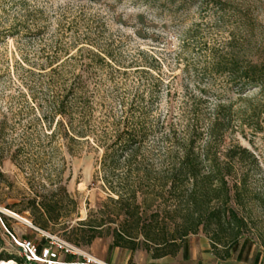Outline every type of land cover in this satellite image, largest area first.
I'll return each mask as SVG.
<instances>
[{
  "label": "trees",
  "instance_id": "1",
  "mask_svg": "<svg viewBox=\"0 0 264 264\" xmlns=\"http://www.w3.org/2000/svg\"><path fill=\"white\" fill-rule=\"evenodd\" d=\"M93 43L89 36L74 38L77 46L72 58L78 72L71 84L63 78L54 101L58 119L54 125L49 121L45 137L54 153L61 148L71 152L81 141L95 140L104 151L101 170L107 198L78 220V201L56 176L47 178L48 182L32 181L29 191L15 196L13 202L0 199V204L26 217L32 230L61 235L79 247L112 235L115 246L144 249L153 258H162L176 255L188 235L203 231L216 255L227 257L249 231V173L243 163L253 157L248 148L227 143V138L246 127L264 129V52L250 57L245 45L234 38L210 48L206 69L225 74L231 84L214 97L205 87L189 91L178 112L152 116L149 103L158 96L163 77L136 60L131 62L135 65L121 66L111 50L94 49ZM68 64L58 65L64 70ZM93 67L106 70L114 83L130 76L137 80L134 92L121 95V115H108V125L100 127L91 122L95 93L84 76ZM232 86L235 100L228 96ZM250 89H257L256 94L250 96ZM8 151L0 142V196L7 181L1 163ZM20 152L18 148L9 158L24 167ZM0 217L13 234L9 218L2 211ZM9 238L0 223V262L28 264L6 251Z\"/></svg>",
  "mask_w": 264,
  "mask_h": 264
},
{
  "label": "rangeland",
  "instance_id": "2",
  "mask_svg": "<svg viewBox=\"0 0 264 264\" xmlns=\"http://www.w3.org/2000/svg\"><path fill=\"white\" fill-rule=\"evenodd\" d=\"M78 36H89L94 49L111 50L121 66L135 65L131 62L136 60L159 73L164 84L149 103L150 114L158 116L167 110L178 112L189 91L205 87L214 97L231 84L225 74L206 69L210 48L234 38L245 45L248 56L263 54L264 0H0V142L9 150L1 163L7 181L2 183L0 199L13 202L15 196L29 191L32 181L48 182L47 178L58 176L77 199L75 215L80 220L108 196L101 170L104 151L91 139L71 152L61 148L54 153L45 137L49 121L54 125L58 119L54 101L63 78L71 84L78 72L72 58ZM84 56L89 60L87 52ZM64 61L69 64L63 70L58 64ZM84 76L95 93L91 122L108 125V115H121V95L134 92L137 80L130 76L114 83L106 70L96 67L87 68ZM234 88L228 92L232 100L237 96ZM256 92L250 89L248 94ZM231 142L248 148L255 158L247 157L243 163L249 173V231L239 243L248 241L264 261V129L235 131L227 138ZM18 148L24 167L9 158ZM0 211L9 218L17 238L39 242L29 232L26 217L13 213L5 203ZM40 238L44 244L46 239ZM5 248L20 256L11 237Z\"/></svg>",
  "mask_w": 264,
  "mask_h": 264
},
{
  "label": "crops",
  "instance_id": "3",
  "mask_svg": "<svg viewBox=\"0 0 264 264\" xmlns=\"http://www.w3.org/2000/svg\"><path fill=\"white\" fill-rule=\"evenodd\" d=\"M28 229L30 233L35 234V239H39L37 243L40 247L46 243H40L42 231L36 232L31 226ZM83 247L95 257L110 264H264L260 251L246 240L230 249L227 257H219L212 249L210 238L203 231L188 235L176 255L162 258H153L144 249L130 250L115 246L113 238L109 236L98 237L90 245ZM58 259L64 264H82L81 258L70 253L60 252Z\"/></svg>",
  "mask_w": 264,
  "mask_h": 264
},
{
  "label": "built area",
  "instance_id": "4",
  "mask_svg": "<svg viewBox=\"0 0 264 264\" xmlns=\"http://www.w3.org/2000/svg\"><path fill=\"white\" fill-rule=\"evenodd\" d=\"M24 221L31 225L28 220L25 219ZM0 223L17 246L20 256L25 258L28 263L64 264V262H60L58 259L59 253L64 252L81 258L82 264H110L56 234L42 232L43 237L46 239V243L40 247L39 244L33 240L19 239L9 232L1 217Z\"/></svg>",
  "mask_w": 264,
  "mask_h": 264
},
{
  "label": "bare ground",
  "instance_id": "5",
  "mask_svg": "<svg viewBox=\"0 0 264 264\" xmlns=\"http://www.w3.org/2000/svg\"><path fill=\"white\" fill-rule=\"evenodd\" d=\"M0 264H17L14 261H1Z\"/></svg>",
  "mask_w": 264,
  "mask_h": 264
}]
</instances>
